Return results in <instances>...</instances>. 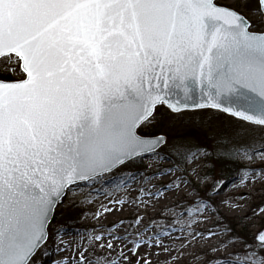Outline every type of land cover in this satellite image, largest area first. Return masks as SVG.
<instances>
[{
	"label": "snow or ice",
	"instance_id": "obj_1",
	"mask_svg": "<svg viewBox=\"0 0 264 264\" xmlns=\"http://www.w3.org/2000/svg\"><path fill=\"white\" fill-rule=\"evenodd\" d=\"M188 109L229 122L206 142L154 131ZM228 165L264 188V0H0V264H264V200L246 236ZM78 191L80 213L107 198L94 219L135 211L66 242Z\"/></svg>",
	"mask_w": 264,
	"mask_h": 264
},
{
	"label": "rangeland",
	"instance_id": "obj_2",
	"mask_svg": "<svg viewBox=\"0 0 264 264\" xmlns=\"http://www.w3.org/2000/svg\"><path fill=\"white\" fill-rule=\"evenodd\" d=\"M189 113H195L194 115H188L176 118L174 120H170L168 115L165 113L161 116L160 124L163 127L161 133H167L170 137H174L179 142H188L195 143L203 142L208 138V132L210 128L214 127H227L228 119L223 115H218L216 120L213 121L211 117L216 110H187ZM164 129V130H163ZM145 164L150 165V171H155L157 167H166L167 165L161 162H152L145 160ZM242 163L248 164V168H255V164H249L247 161H242ZM234 173L229 172V170L224 169L220 175L229 181H234L230 187L224 190L222 195L228 196H237L240 192H245L247 195L244 198V208L242 211H238L236 213H225L226 216L231 218L232 216H239L243 213H248L249 219L245 220L244 223L248 225V228L244 230V234L250 237V233L254 231L257 227H259L261 223V219L258 216L252 215V210L250 206H255L261 204V201L264 200V188L261 187L260 183H256L255 185L249 184L247 188L244 187V183L247 181V177L251 175L250 171L242 170L237 173L236 169L233 171ZM170 177H164V180L169 179ZM193 180L195 178L193 177ZM243 181V182H242ZM163 181L160 179H153L149 182V185H159ZM139 180H137V185H139ZM155 190V189H153ZM86 191V190H85ZM103 191L109 192L113 197H119L121 200H128L130 198L131 193L126 188H116L111 189L107 188ZM135 195V193H132ZM75 201L80 202L77 206H73L68 200L65 201V204L61 206V213L57 216V221L54 222L55 227H62L61 235L66 242L76 241L84 239V234L76 235L75 230L81 229L84 227H90L91 225L99 224V225H107L113 221H117L123 217H127L130 214V211H135L134 209L125 208L123 212H117L109 215L106 219L101 216L98 220L94 219L92 216V212L96 210L97 206L100 202L107 203V198L102 194L99 197H96L97 205H93L91 209H89L85 213L79 212V207L87 208V205H83L85 196H82L78 191L74 197ZM239 202V201H238ZM264 206V205H262ZM74 211L73 216L77 218L75 222H67V218L64 217V214L68 211ZM102 211V209H101ZM258 212V210H257ZM151 214V213H149ZM165 216H173L176 215L174 211H168L164 213ZM196 217H189L188 215L177 216V218L171 222V226L175 227L177 230L183 229L184 231L179 232V235L183 236L187 230L191 227L192 221L195 220ZM164 225L160 224L155 228V231H160L163 229ZM239 230V229H238ZM123 231V227L121 229ZM60 257L54 251L51 253V256L43 257L45 264H53L54 261L58 260ZM183 264V262H181ZM195 264V262H193Z\"/></svg>",
	"mask_w": 264,
	"mask_h": 264
},
{
	"label": "trees",
	"instance_id": "obj_3",
	"mask_svg": "<svg viewBox=\"0 0 264 264\" xmlns=\"http://www.w3.org/2000/svg\"><path fill=\"white\" fill-rule=\"evenodd\" d=\"M214 113H216V112H214ZM158 127H163V126H161V125H158ZM156 128V129H154V131H156L157 133H161L162 132V128ZM164 130V129H163ZM195 143L197 142V141H194ZM203 142H205V141H203ZM182 143H188V142H182ZM224 169H226V170H229V172H231V173H234L233 171L235 170V167H233L232 165H228V166H225L224 167ZM73 213H74V211H70V210H68L65 214H64V217L65 218H67L68 220H67V222H75V220L77 219V218H75L74 216H73Z\"/></svg>",
	"mask_w": 264,
	"mask_h": 264
},
{
	"label": "water",
	"instance_id": "obj_4",
	"mask_svg": "<svg viewBox=\"0 0 264 264\" xmlns=\"http://www.w3.org/2000/svg\"><path fill=\"white\" fill-rule=\"evenodd\" d=\"M188 110H196V109H188Z\"/></svg>",
	"mask_w": 264,
	"mask_h": 264
}]
</instances>
